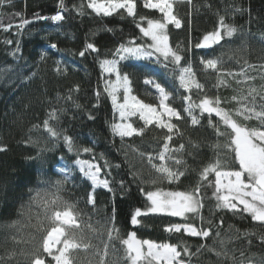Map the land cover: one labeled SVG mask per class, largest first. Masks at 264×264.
Wrapping results in <instances>:
<instances>
[{
    "label": "trees",
    "instance_id": "trees-1",
    "mask_svg": "<svg viewBox=\"0 0 264 264\" xmlns=\"http://www.w3.org/2000/svg\"><path fill=\"white\" fill-rule=\"evenodd\" d=\"M59 2L60 0H12L10 5L5 3L0 7L2 23L13 25L8 31L0 29V144L8 147V151L0 152V257L5 258L4 264H17L18 260L20 264H24L23 258L19 256L7 259L9 252L15 250L19 253L21 248L29 247L15 243L12 236L27 239V234L32 232L39 240V234L27 227V217L32 215V222L35 223L37 214L43 216L42 202L51 200L56 195L75 205L74 212L78 214L79 223L91 245L87 251L73 252L76 264H88V261L91 264H101L106 244L109 245L106 264H113L116 258L124 255L120 240L110 241L108 236L111 227L108 218L112 215L113 207L117 213L115 227L121 240L135 232L139 240L178 244L181 248L186 243L195 252L202 243L222 250L220 240L223 239L226 241L224 247L228 251V258L217 257L215 253L205 249L192 258V264H241L242 260L243 264H260L261 258H264V243L260 241L264 227L252 221L247 214L235 215L230 211L215 209V198L212 196L214 189L211 187L202 189L205 204L202 214L205 222H213L212 238L205 240L165 231V227L173 223L194 222L199 226L200 220L197 217L190 216L185 221V218L166 214H149L139 218V225L130 223L136 208H147L145 193L155 190L153 186L143 183L140 176L133 175L137 172L142 173L144 178L150 172L155 175L147 158H141L139 152H158L162 148V137L166 130L150 127L143 137L125 138L123 141L118 136H113L110 125L116 121V114L104 92L108 77L107 74H102L99 61L113 58L112 53L116 47L132 38L147 46L150 38L143 36L137 24L144 26L147 19H160L162 14L158 10L144 8L143 0H137L135 19L126 14L104 17L86 7L88 0H64L67 11L63 12V21L34 19V14L37 13L49 17L55 15L60 10ZM82 3L85 5L83 16L73 8ZM237 8L241 11H234ZM174 11L183 23L180 29L169 25V43L173 48L179 44L185 49H191L184 55L191 59L196 78L204 85V89L199 92L193 89L190 93L181 89L175 79L179 72L170 71L171 65L166 70L153 57L151 60L121 62L122 65L130 64L125 70L136 72L132 77L134 94L147 103L159 102L154 89L143 83L146 77L151 76L171 93L169 103L181 110L184 117L186 113L182 111L185 104L183 97L186 95H190L197 103L205 94L209 97L218 95L222 107L237 108L239 105L231 101V97L239 96L241 89L247 94L248 85L236 83V79L242 77L234 79L225 76L228 86L217 88V73L213 70L205 71L200 58L222 56L223 69L237 72L245 60L249 64H264V0H192L191 4L187 0L183 3L174 0ZM16 13H20V16L15 15ZM219 16H224L225 22L236 26L238 31L233 37L221 41L220 45L195 48L194 45L202 40L203 35L217 27ZM21 17L30 23L17 28L15 25L20 23ZM140 17L146 19L141 21ZM106 28L113 31H105ZM8 40L12 43L5 42ZM86 43H95L99 54L89 52L80 57L79 52L84 50ZM51 44H56L57 47L52 48ZM17 46L19 51H16ZM14 51L15 56L11 54ZM58 61L61 68L67 67L66 74H57L54 70ZM261 71L256 68L249 72V75L257 77L252 82L257 87L264 83L259 77ZM33 72L36 76L32 80L25 79ZM77 84L80 85L79 91L71 93V100L65 99L69 95L68 90ZM97 91L100 92L99 99L96 97ZM257 103H260L259 97ZM53 108L66 110L60 113L59 121L51 123L73 138V151H68L62 139L50 138L43 128L42 122ZM195 114L199 116L198 109ZM132 120L136 126L142 124L135 117ZM218 121L219 118L213 114V122ZM173 122L177 121L174 119ZM178 123L184 135L176 138L175 143L186 145L183 156L190 171L178 184L169 185L165 182L160 185L164 190H190L198 180L201 167L215 158L216 151L210 145L217 142L220 144L221 159L227 156L229 165L232 164L231 154L224 150L227 138H217L215 130L208 126L207 114H204L200 126L192 127L187 117ZM245 123L249 128L258 126L255 119ZM34 125L40 127L34 128ZM220 130L226 131L223 125H220ZM29 138L36 143H27ZM189 139L199 142L200 147L193 148ZM85 147L92 151L83 152ZM78 159L100 165L99 178L108 180L112 187L111 192L102 186L95 188V206L87 202V196L93 189L91 181L83 178L79 172V166L75 163ZM65 166H70L71 176L58 191L55 182L64 180L60 170ZM210 179L214 180V176H210ZM33 197L37 199L34 201ZM59 210L62 211L63 208ZM13 221L20 223L10 227ZM216 231L220 232L219 239L215 237ZM245 233L251 235L245 236ZM112 245H115L116 251H113Z\"/></svg>",
    "mask_w": 264,
    "mask_h": 264
},
{
    "label": "snow or ice",
    "instance_id": "snow-or-ice-1",
    "mask_svg": "<svg viewBox=\"0 0 264 264\" xmlns=\"http://www.w3.org/2000/svg\"><path fill=\"white\" fill-rule=\"evenodd\" d=\"M175 2L183 3L185 0H175ZM191 4L192 0H187ZM11 4L12 0H0V7ZM59 11L51 17L34 14L35 20L63 21L65 16L64 11H67L64 0L59 2ZM87 8L92 9L97 15L111 17L114 14L123 15L133 19L137 15V0H88ZM143 7L146 9H155L161 15L160 19H147V27H143L140 23L137 24L140 32L144 37L150 38L151 42L145 46L136 41L135 38L127 42L120 43L112 53L113 58H104L99 61V67L102 74H107V79L104 84V92L110 98L112 108L119 115V122H113L110 127L113 136H118L122 141L125 138L143 137L150 127L159 130H166L162 137V148L155 154L149 152H139L141 158L146 157L151 172L144 178L142 173H133L134 177L140 176L143 183L149 184L155 188L145 193L148 206L145 210L136 208L131 215L130 223L139 225V218L148 216L149 214H166L172 217L185 218L197 217L200 220V225L197 226L194 222L173 223L165 227V231L176 234H187L190 237H198L203 239L212 238L213 227L212 220L205 222L202 210L205 207L204 196L202 189L205 187L213 188L212 196L215 198V209L220 211H230L235 215L247 214L251 220L257 222L264 227V83L258 87L252 83L257 77L249 75V72L260 68L262 71L259 77L264 81V64L255 65L249 64L246 60L240 67V70L231 71L223 69L224 60L222 56H214L213 58H200V64L205 71L213 70L217 73L216 87L228 86V81L225 76L242 77L236 79L237 84H247V94L241 89L239 96L233 95L231 101L236 102L239 106L235 109H226L222 107L221 98L209 97L207 94L195 102L190 95L183 97L185 101L182 109L186 113V117L190 119L192 127L200 126L204 114H207L208 126L215 130L217 138L226 137L224 150L232 156V164L229 165L227 156L221 159L219 142L210 145L216 156L207 164H204L199 173L198 180L190 190L173 191L164 190L160 185L167 182L169 185L178 184L182 178H186L189 174L190 167L187 160L184 159L186 145L184 143H175L176 138L183 137L184 133L180 130L179 123L186 117L182 116L181 110L171 106L169 103L171 93L165 86L158 82L154 77H146L143 80L145 85L151 86L158 95L159 103H147L139 96L134 94L132 87L133 79L136 75L134 70H125L130 67V64L122 65V61H144L151 60L155 57V61L169 70V65L172 66L170 71L179 72L175 79L179 82V87L186 92H191L193 89L203 91L202 85L196 78V72L191 59L187 58L184 53L190 52L189 49L183 48L181 45H176L173 48L169 43L168 28L169 25H174L176 29L182 28V19L174 11V0H143ZM74 10L81 16L85 14V5L82 3L79 6L74 5ZM234 11H241L237 8ZM0 13V17H2ZM15 15L20 16V13ZM249 15L251 10L249 9ZM145 17H140V20H145ZM30 21L21 17L20 23L15 25L17 28H23ZM13 27L12 24L4 25L0 19V29L8 31ZM105 31H113L111 28H106ZM238 31L237 27L225 22L224 16H219L217 27L205 35L200 42L194 45L195 48H212L221 44L226 38H231ZM11 44L12 41H5ZM50 47L56 48V44H51ZM16 51H19L17 46ZM16 51L12 52L13 56ZM97 53L99 49L95 43H86L84 50L79 52L80 57H84L86 53ZM43 60V55L41 56ZM183 62V66L182 65ZM57 74L67 73V67H60V62H57V67L54 69ZM36 73H31L26 77L27 80H32ZM114 77V79H113ZM80 85H74L68 90L69 95L65 99L71 100L72 92H78ZM96 97L99 99L100 92H96ZM259 97L260 103H257ZM59 94L57 99H59ZM79 107V105H77ZM199 110V116L195 114ZM65 109L57 110L53 108L47 113V118L43 120V128L46 129L50 138L63 140V143L68 148V151H73V138L63 133V130H58L52 121H59L60 113ZM213 114L219 118L217 123L213 122ZM137 118L142 122L140 126H136L132 118ZM177 121L176 123L173 120ZM255 119L258 121L257 127H247L246 123L249 120ZM220 125L226 131L220 130ZM34 128H39L40 125H34ZM27 143H36L29 140ZM189 144L198 149L199 142L189 139ZM135 150V149H134ZM8 151L7 145L0 144V152ZM83 152H91L90 148H83ZM191 156L192 153H189ZM195 159V157H193ZM158 161V162H154ZM76 165L79 166V172L83 178L91 181L92 192L87 196V202L95 206V188L102 186L109 192L112 191L110 182L106 179L101 180V166L95 163L77 160ZM107 163V161H105ZM195 171V169H191ZM64 180H57L55 187L59 191L63 184L70 178V166H65L60 170ZM214 176V180L210 179ZM123 188V181H121ZM144 192V189H141ZM39 195V194H37ZM34 201L37 197L32 198ZM23 208V206H22ZM43 216L37 214L35 223L33 216L28 215L27 227L34 229L35 233L39 234L37 240L36 234L29 232L27 239L21 236L20 239L14 235L12 240L15 243L29 245L27 248H21L19 253L15 250L7 255V259L11 260L17 256L22 257L24 264H76V259L73 257V252L78 250L87 251L91 245L87 242V237L83 228L79 223L78 214L74 212L75 205L64 201L59 195L54 196L51 200L42 202ZM63 208V210H59ZM23 215V212L21 213ZM116 209L113 207L109 222L111 227L108 231L109 240H120L124 251L122 257H118L113 261V264H192V258L198 256L203 250L215 253L217 257L228 258V251L224 245L226 241L221 239V249L217 250L206 243L197 246L196 251L192 252L190 247L185 243L181 248L178 244L172 243H157L152 240H139L136 238V233H129L126 239H120L119 231L115 227ZM19 221H13L10 227L18 225ZM205 223L207 226H205ZM220 223H223L221 219ZM91 227V225H88ZM19 231V230H18ZM93 231H95L93 229ZM245 236L251 233H245ZM215 237L220 238V232L216 231ZM231 237L229 238V240ZM260 241L264 243V234L260 235ZM251 244V241H249ZM108 247L105 245V250L101 256V264H106L105 258L108 256ZM113 251H116L115 245H112ZM243 257V253H241ZM234 259V258H233ZM4 257H0V264H4ZM20 264V261H17ZM91 264V261H88ZM243 264V260L241 261ZM260 264H264V258H261Z\"/></svg>",
    "mask_w": 264,
    "mask_h": 264
},
{
    "label": "rangeland",
    "instance_id": "rangeland-1",
    "mask_svg": "<svg viewBox=\"0 0 264 264\" xmlns=\"http://www.w3.org/2000/svg\"><path fill=\"white\" fill-rule=\"evenodd\" d=\"M143 27H147V22L144 24V26ZM150 42H151V40H150ZM113 79H114V77H113ZM110 99V98H109ZM111 101V100H110ZM159 103V102H158ZM157 103V104H158ZM112 104V103H111ZM115 114H116V121L115 122H119V115H118V113L117 112H115ZM102 180H104V179H102ZM132 233V232H131Z\"/></svg>",
    "mask_w": 264,
    "mask_h": 264
},
{
    "label": "built area",
    "instance_id": "built-area-1",
    "mask_svg": "<svg viewBox=\"0 0 264 264\" xmlns=\"http://www.w3.org/2000/svg\"><path fill=\"white\" fill-rule=\"evenodd\" d=\"M46 17H49V16H46Z\"/></svg>",
    "mask_w": 264,
    "mask_h": 264
}]
</instances>
